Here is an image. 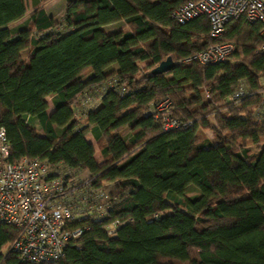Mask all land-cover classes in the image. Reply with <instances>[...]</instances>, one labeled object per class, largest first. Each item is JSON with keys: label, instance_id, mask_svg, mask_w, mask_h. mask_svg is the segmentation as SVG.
Returning a JSON list of instances; mask_svg holds the SVG:
<instances>
[{"label": "trees", "instance_id": "1", "mask_svg": "<svg viewBox=\"0 0 264 264\" xmlns=\"http://www.w3.org/2000/svg\"><path fill=\"white\" fill-rule=\"evenodd\" d=\"M190 1L200 0H66L55 21L44 8L23 20L24 0H0V128L11 161L43 160L55 176L88 172L79 188L115 183L107 214L78 221L83 236L51 264H264V146L247 148L264 144L261 27L241 19L214 40L207 18H172ZM119 23L128 30L104 29ZM217 43L235 45L226 62L187 61ZM169 57L174 68L154 75ZM240 85L251 95L232 101ZM97 90L100 105L76 121L81 97ZM166 99L185 126L164 131L152 110ZM19 235L0 222V264H26L9 249Z\"/></svg>", "mask_w": 264, "mask_h": 264}, {"label": "built area", "instance_id": "2", "mask_svg": "<svg viewBox=\"0 0 264 264\" xmlns=\"http://www.w3.org/2000/svg\"><path fill=\"white\" fill-rule=\"evenodd\" d=\"M205 17L210 24L211 38H221L226 27L244 19L251 25L261 27L263 43L259 49L264 53V0H200L190 1L178 9L172 18L184 25ZM235 51L233 43H217L197 53L191 59L202 66L226 62ZM264 86V80L262 82ZM251 95L250 89L240 85L232 94V101H240ZM101 97L93 99L89 94L80 99L74 113L76 121H83L85 112L97 108ZM171 102L166 99L155 106L152 112L163 114L164 131L177 129L180 120L169 115ZM256 116L264 120V92L256 109ZM73 172L55 176L51 167L40 159L22 158L11 161V147L5 128H0V222L15 227L19 237L9 246L26 264H51L61 260L67 248L76 243L84 229L75 227L78 221L107 214L110 194L94 191L78 183ZM71 176L66 182V177ZM99 206L98 214L93 213ZM96 210V209H95ZM121 226L114 222L107 227L113 235Z\"/></svg>", "mask_w": 264, "mask_h": 264}, {"label": "rangeland", "instance_id": "3", "mask_svg": "<svg viewBox=\"0 0 264 264\" xmlns=\"http://www.w3.org/2000/svg\"><path fill=\"white\" fill-rule=\"evenodd\" d=\"M24 2L26 3V6H27V9L29 11H31L32 9V6L34 1L30 2V0H24ZM47 9L48 11L51 13V15L53 16L54 20L55 21H61L64 17V14H65V5H64V1L63 0H52L50 2L47 3ZM107 30L108 32H115V31H119V30H128V28L126 27V25L124 23H119V24H116V25H113L111 27H107ZM27 54H28V51H25L23 53V58H26L27 57ZM146 66L147 64L146 63H141L140 64V67H141V70L142 72L141 73H144L146 71ZM109 72H114V69H111ZM89 76V73L85 74L84 77L87 78ZM89 94V93H88ZM203 97L205 98L206 97V94H203ZM47 101L49 102V105H50V109L52 108V100L50 98L47 99ZM214 122V120H213ZM128 131H124L122 133L123 136H127L128 135ZM205 137H207L209 140H211L212 142H215V139L213 137V131L212 130H207L205 131V134H204ZM96 146V156H97V159L99 161V163H104L105 162V158L101 152V149L97 146ZM264 146V144H261L259 147L256 146V145H248V149L252 152V153H259L260 151V148H262ZM88 175H85V177H82V178H86ZM106 190L109 194H112L114 192V188H115V183H109V184H106ZM188 194L191 196V195H195L197 194L196 192V189L195 188H190L189 191H188Z\"/></svg>", "mask_w": 264, "mask_h": 264}, {"label": "crops", "instance_id": "4", "mask_svg": "<svg viewBox=\"0 0 264 264\" xmlns=\"http://www.w3.org/2000/svg\"><path fill=\"white\" fill-rule=\"evenodd\" d=\"M32 1H33V0H30V2H32ZM50 1H52V0H48V1L45 2V3H39V5H37V6H32L31 11L28 10L27 15L24 17L23 20L28 19V17H29L33 12H35L36 10H38V9H40V8H44V10L46 11V13H47L50 17L53 18V16H52L51 13L48 11L47 6H46L47 3L50 2ZM63 1H64V5H65V7H66V0H63ZM25 4H26V3H25ZM113 25H116V24L108 25V26L104 27V29H105L106 31H108V30H107V27H111V26H113ZM115 69H117V68H115ZM99 93H100L99 90H97V91H91V92H89V96H90L91 98H93V99H98V98H99ZM53 111H54V107H53V105H52V108H51V109H50V105H49L48 113L51 114V113H53ZM35 127H36L37 130L39 129V125H38L36 122H35ZM86 139H87V141H88L89 143L93 144L94 146L96 145V142H95V140H94V137H93V135H92L91 133H88V134L86 135ZM96 151H97V150H96ZM96 153H97V152H96ZM95 159H96L97 162L99 163L96 154H95ZM99 164H103V163H99ZM85 175H88V176H87L86 178H82V177H85ZM89 175H90V174H89L88 172H84V173H81L80 175H78L79 177H75V178L78 180V183H80L79 180H80V181H84V180H86V179L89 178ZM95 209H96V210H95ZM95 209H94L93 213H94L95 215H97L98 213H97L96 211H98L99 206H97Z\"/></svg>", "mask_w": 264, "mask_h": 264}, {"label": "water", "instance_id": "5", "mask_svg": "<svg viewBox=\"0 0 264 264\" xmlns=\"http://www.w3.org/2000/svg\"><path fill=\"white\" fill-rule=\"evenodd\" d=\"M175 66V63L173 62L172 58L169 57L166 61L162 62L158 67H156L152 73L154 75H161L164 73L169 72L172 70Z\"/></svg>", "mask_w": 264, "mask_h": 264}]
</instances>
